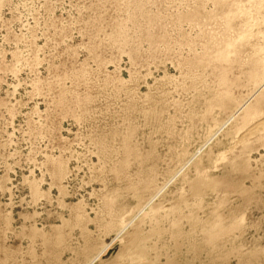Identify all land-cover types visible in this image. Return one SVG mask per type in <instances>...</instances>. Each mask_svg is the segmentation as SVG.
I'll return each mask as SVG.
<instances>
[{"label": "rangeland", "instance_id": "rangeland-1", "mask_svg": "<svg viewBox=\"0 0 264 264\" xmlns=\"http://www.w3.org/2000/svg\"><path fill=\"white\" fill-rule=\"evenodd\" d=\"M0 264H264V0H0Z\"/></svg>", "mask_w": 264, "mask_h": 264}]
</instances>
